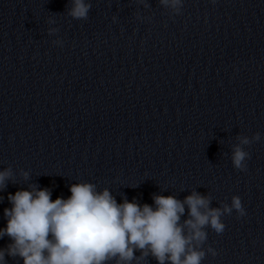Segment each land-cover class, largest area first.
<instances>
[{
  "label": "clouds",
  "instance_id": "9594fccd",
  "mask_svg": "<svg viewBox=\"0 0 264 264\" xmlns=\"http://www.w3.org/2000/svg\"><path fill=\"white\" fill-rule=\"evenodd\" d=\"M69 2L68 16L88 19L91 4L87 0ZM159 4L179 14L183 0H159ZM48 22L55 20L49 18ZM56 31L50 28L48 34ZM260 138L259 133L251 138L237 136L238 143L231 151L235 169L246 170L250 154L245 146ZM22 175L28 179V172ZM12 177L10 167L0 170V191ZM69 190L67 199L52 200L48 188L31 184L28 190L8 195L11 207L4 209L7 224L0 228V238L7 236L11 243L0 249V264H7L6 256L20 257L23 264H140L149 256L157 264H201L206 255V229L220 234L225 229L223 216L234 210L240 217L246 214L236 195L230 205L222 203L220 207H212V197L196 191L183 200L153 195V205H141L127 198L118 203L108 188L97 190L89 182L74 183ZM186 208L187 219L182 221ZM207 252L217 255L211 247Z\"/></svg>",
  "mask_w": 264,
  "mask_h": 264
}]
</instances>
